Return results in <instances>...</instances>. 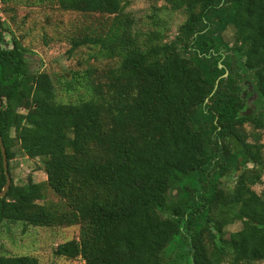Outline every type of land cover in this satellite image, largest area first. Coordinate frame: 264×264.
Masks as SVG:
<instances>
[{
  "label": "trees",
  "instance_id": "trees-1",
  "mask_svg": "<svg viewBox=\"0 0 264 264\" xmlns=\"http://www.w3.org/2000/svg\"><path fill=\"white\" fill-rule=\"evenodd\" d=\"M158 1L184 13L181 47L138 32L123 0H39L108 19L103 30L71 38L68 53L97 46L98 57L116 64L65 80L29 72L27 49L15 37L9 47L0 30V136L11 177L0 224L80 225L79 239L53 253L84 264L263 261L264 190L253 188L264 170V142L260 133L249 141L243 126L264 131V121L243 115L239 81L240 72L250 74L264 98V0ZM228 28L231 41L223 37ZM80 91L58 101L62 92ZM16 145L41 159L45 181L14 182ZM230 172L237 176L227 192L219 179ZM5 182L0 150V191ZM45 185L60 206L38 203ZM236 222L241 228L227 235ZM182 238L180 258L175 252L165 262L164 251L180 249ZM0 264L38 261L0 255Z\"/></svg>",
  "mask_w": 264,
  "mask_h": 264
},
{
  "label": "rangeland",
  "instance_id": "rangeland-1",
  "mask_svg": "<svg viewBox=\"0 0 264 264\" xmlns=\"http://www.w3.org/2000/svg\"><path fill=\"white\" fill-rule=\"evenodd\" d=\"M123 4L126 5V12L135 19V29L138 32L146 35L157 32L162 35L163 41H174L179 47L182 46L180 26L185 20L182 10L174 12L170 5L158 0H123ZM107 21L108 19L103 20L98 14L64 12L48 2H39V0H0V30L8 46H11L12 38L15 37L27 49L25 58L29 72H43L59 80H65L72 72H82L92 66L104 69L116 64V61L98 57L99 47L97 46L86 45L68 53L71 38L82 37L90 33L92 29L100 31L107 25ZM232 36L231 28L223 32L226 41H231ZM240 75L242 81L239 83L242 92L245 93L246 107L251 108V115L264 121V98L259 96L250 79L246 78L250 74L240 72ZM81 93L83 91L72 94L62 92L58 94V101L68 102ZM25 110L21 106L17 111L23 116ZM243 129L248 133L249 141L252 140L251 134L260 133L264 142V131L257 129L253 123H245ZM12 134H14L13 131ZM15 151L10 167L16 184H25L30 180L33 182L46 180L41 159L26 157L17 145ZM252 166H254L252 163L247 164L249 168ZM242 169L243 167L240 171ZM236 173L232 175L230 172L219 179L220 188L227 192L232 191ZM210 181L213 182L212 178ZM253 189L258 194L264 190V170L261 182ZM175 193L176 191H173L170 197ZM38 203L60 206L61 200L45 185L44 197ZM240 228L241 222H236L226 228V234L229 235ZM79 235L80 225L77 224L36 227L22 222L3 221L0 224V255L32 256L37 259L38 264H84L81 258L56 257L53 253L58 244L78 240ZM185 244L187 243L182 238L178 245L180 249L168 247L164 251L165 262H171L175 252L178 257L181 256V248L185 247ZM177 264H192V262L191 259L182 257ZM254 264H264V260Z\"/></svg>",
  "mask_w": 264,
  "mask_h": 264
},
{
  "label": "water",
  "instance_id": "water-1",
  "mask_svg": "<svg viewBox=\"0 0 264 264\" xmlns=\"http://www.w3.org/2000/svg\"><path fill=\"white\" fill-rule=\"evenodd\" d=\"M244 95H245V93L243 92V97H245ZM1 104H2V99L0 96V111H1ZM251 113H252V110L250 107H246L245 110L243 111V115H245V116H250ZM0 150H1V154H2L3 170H4V174H5V178H6L5 185L3 186L2 190L0 191V198H3V197H5L7 191L10 187L11 177H10L9 172H8L6 150H5V147L3 145L1 136H0ZM239 162H241V159H239ZM240 169H241V166L239 167L237 173L240 172Z\"/></svg>",
  "mask_w": 264,
  "mask_h": 264
}]
</instances>
